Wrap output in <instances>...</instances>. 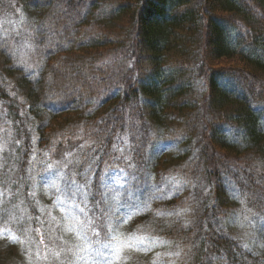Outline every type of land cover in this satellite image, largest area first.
<instances>
[{"label": "trees", "instance_id": "16d2710c", "mask_svg": "<svg viewBox=\"0 0 264 264\" xmlns=\"http://www.w3.org/2000/svg\"><path fill=\"white\" fill-rule=\"evenodd\" d=\"M11 1L19 22L0 28V226L25 239L28 217L12 206L42 184L46 155L94 201L115 162L147 206L129 226L174 237L177 264H264V21L261 33L254 17L264 0H244L254 15L239 0Z\"/></svg>", "mask_w": 264, "mask_h": 264}, {"label": "rangeland", "instance_id": "374dc122", "mask_svg": "<svg viewBox=\"0 0 264 264\" xmlns=\"http://www.w3.org/2000/svg\"><path fill=\"white\" fill-rule=\"evenodd\" d=\"M239 2L252 15L256 14L250 3H245L244 0H239ZM18 10L19 8L15 2L0 0L1 29L14 27L19 22ZM52 12L57 13V9H53ZM254 17L258 21L257 30L262 33L258 23L261 24L264 19H260L255 15ZM213 64L212 66L218 69V67L227 63L221 61ZM184 80H187V77L178 79L181 82ZM247 84L250 85L249 82ZM230 89L231 86L227 90ZM50 93H53V90ZM82 97V94H77L75 99L79 100ZM249 99L251 100V98ZM48 106L50 107V105ZM6 107L7 103L0 100V119L2 118L4 121L0 123L3 125H8V121L4 118L8 112ZM260 127L264 128V117ZM19 129L21 131V128ZM135 135L136 137H146V134L143 132L138 133L137 130ZM13 137L14 134L11 133L8 141L12 140ZM12 144L11 142L8 143L9 150L5 151L8 152L9 156L12 155ZM45 152L44 150L43 154ZM72 153L73 151L66 150L62 152L60 158L58 157L60 163L66 168L65 170L70 169ZM110 158V160H114L113 157ZM44 159L47 161L43 163L45 172L42 184L29 185L26 189V191H29L26 194L28 203L20 198L12 206L14 215L17 213L20 218L28 217L29 228L26 237L24 236L25 239H22L18 233L16 234L14 227L8 223L0 226V239L7 241V244L2 241V244H0V248H4V252H6L4 257L0 258V264H21L19 260H26L24 264L178 263L180 255L177 244L173 242L174 237H171V235L165 236L164 234L156 235L149 231L145 232V228H132L131 225L129 226L135 216L147 210V206L138 198V193L134 194L136 197L126 193L124 188L126 185L128 186V182L123 186V182H121L126 175L115 162L112 164L113 168L111 170L98 178L99 187L102 186V189H104V191L101 190L104 195L101 200L94 201L85 197L89 192L88 187L76 191L73 185L61 181L63 176L53 174L51 164L55 160L48 159L47 155ZM26 178L35 184L37 177L33 174L31 177L27 175ZM37 180L39 181V179ZM202 190L204 191V188H199L197 191L201 192ZM233 223L235 222L228 221V227L232 229L233 236H240L238 239L245 241L243 245H246L247 241L250 240L249 232L241 233L242 231L238 227L235 229ZM31 224H33V228ZM195 225L197 227V224ZM259 229L264 231V225ZM23 240H25V243H23ZM16 242L20 244L18 248ZM251 245H254V243H251ZM256 248L259 249L258 246H253V249L257 250ZM21 250L26 251L27 254L25 255ZM21 253L22 256L19 257Z\"/></svg>", "mask_w": 264, "mask_h": 264}, {"label": "snow or ice", "instance_id": "6c2138e0", "mask_svg": "<svg viewBox=\"0 0 264 264\" xmlns=\"http://www.w3.org/2000/svg\"><path fill=\"white\" fill-rule=\"evenodd\" d=\"M142 242V241H141Z\"/></svg>", "mask_w": 264, "mask_h": 264}]
</instances>
